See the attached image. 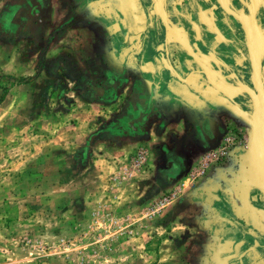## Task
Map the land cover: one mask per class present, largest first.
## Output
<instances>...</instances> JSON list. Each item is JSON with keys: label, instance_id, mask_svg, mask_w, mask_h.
I'll list each match as a JSON object with an SVG mask.
<instances>
[{"label": "rangeland", "instance_id": "obj_1", "mask_svg": "<svg viewBox=\"0 0 264 264\" xmlns=\"http://www.w3.org/2000/svg\"><path fill=\"white\" fill-rule=\"evenodd\" d=\"M260 7L253 11L264 15ZM10 52L0 46V264H211L206 260L222 236L219 223H227L236 200L248 202L254 207L251 216L261 220L264 183L247 158L246 107L252 101L245 92L249 99L237 100L244 96L237 94L243 90L237 73L235 93L228 90L224 99L236 109L210 146L213 161L200 143L187 149V162L207 174L182 180L187 166L181 170V161L174 160L180 173L169 180L182 182L161 191V172L169 162L156 159L153 147L137 139L88 134L83 139L85 126L77 127L72 115L83 102L59 90L50 95L37 73L17 76L6 65ZM187 131L186 136L194 135L191 125ZM236 149L246 155L239 168ZM215 171L223 192L200 186L214 179ZM258 198L262 202L253 203Z\"/></svg>", "mask_w": 264, "mask_h": 264}, {"label": "crops", "instance_id": "obj_2", "mask_svg": "<svg viewBox=\"0 0 264 264\" xmlns=\"http://www.w3.org/2000/svg\"><path fill=\"white\" fill-rule=\"evenodd\" d=\"M163 1L0 0V46L11 50L6 65L17 76L43 77L50 95L57 90L75 94L83 105L72 115L77 127L85 126L83 139L86 134L137 139L153 147L156 159L169 162L161 172V191L173 189L184 177L207 174L191 166L186 153L200 143L213 161L210 146L236 109L224 99L235 89L233 75L245 39L231 7L243 13L244 2H250L264 10V0ZM189 125L194 135L186 136ZM235 151L239 168L246 155ZM177 159L186 171L171 181L180 173L172 165ZM213 174L200 186L223 192L226 188L216 187L220 175ZM229 208L224 220L231 227L219 223L222 236L215 238L216 251L206 261L264 264V213H259L261 220L251 216L254 207L244 200Z\"/></svg>", "mask_w": 264, "mask_h": 264}, {"label": "water", "instance_id": "obj_3", "mask_svg": "<svg viewBox=\"0 0 264 264\" xmlns=\"http://www.w3.org/2000/svg\"><path fill=\"white\" fill-rule=\"evenodd\" d=\"M166 0L163 1L165 5ZM254 16V13L252 14ZM248 22L244 25V30L247 36L248 48L254 56L255 70L258 77L257 89L244 83L241 79L238 80V85L249 95L252 101V115L250 117L248 152L252 166L257 170L264 183V88L262 86L260 72L261 64L257 56L253 53L252 39L255 31H260V28L254 24L253 17L248 16Z\"/></svg>", "mask_w": 264, "mask_h": 264}, {"label": "flooded vegetation", "instance_id": "obj_4", "mask_svg": "<svg viewBox=\"0 0 264 264\" xmlns=\"http://www.w3.org/2000/svg\"><path fill=\"white\" fill-rule=\"evenodd\" d=\"M232 9L234 11H232ZM238 9L231 7L232 15L237 20L238 24L241 26L242 32L244 34V39H245L244 49H243V52L240 54L241 63L239 65L240 67L238 68L239 70L237 72V74L239 75L238 78H240L243 82L248 83L251 87L257 89L259 75H257L256 73L255 64H254V56L253 54L251 55L249 51L247 36L244 30V25L247 24L248 22L247 17L251 16L253 17V20H255L254 19L255 17L252 15L255 12L256 14L255 22L262 26V30L255 31L253 33L252 47H253L254 55L257 56L258 59L260 60V64H261L260 77H261L262 86L264 88V15L258 10L253 11L254 6L252 5V3H249L248 7H246V4L244 2L243 13ZM244 92L245 91L242 90L241 92H238L237 94H240V93L242 94ZM233 93H235V89L233 90ZM246 99H249V97L244 93V96H240L237 100L239 102L240 101L242 102L243 100L245 101ZM241 106L244 107V104L241 103ZM246 109L247 111H250V117H251L252 108L246 107Z\"/></svg>", "mask_w": 264, "mask_h": 264}]
</instances>
